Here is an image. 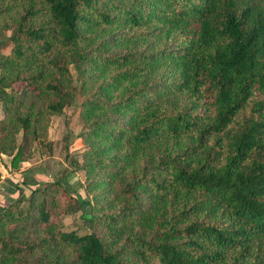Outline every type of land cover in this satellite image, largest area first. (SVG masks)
Instances as JSON below:
<instances>
[{"label":"trees","instance_id":"16d2710c","mask_svg":"<svg viewBox=\"0 0 264 264\" xmlns=\"http://www.w3.org/2000/svg\"><path fill=\"white\" fill-rule=\"evenodd\" d=\"M6 30L0 153L77 92L88 197L8 201L0 264H264V0H0Z\"/></svg>","mask_w":264,"mask_h":264},{"label":"rangeland","instance_id":"374dc122","mask_svg":"<svg viewBox=\"0 0 264 264\" xmlns=\"http://www.w3.org/2000/svg\"><path fill=\"white\" fill-rule=\"evenodd\" d=\"M7 34L8 30L0 35V52H7L9 49L10 42L6 37ZM68 69L74 78L76 75L74 66L70 64ZM74 82L78 83L77 80ZM81 100L82 96L76 92L72 102L63 107L60 113L49 116L44 142L40 144L35 141L30 142L24 148L16 168L9 166L7 154L0 153V181L3 182L4 177L13 178L17 183L16 186H19L14 187L13 192H7L12 199L19 195L17 189L21 187L22 205H24L33 184L54 177L61 179L71 194H77L83 198L88 197L83 188L86 184L84 171L80 166L82 151L87 147L79 136V132L84 128L78 113ZM28 101L29 97L24 98V103ZM0 117H2L1 110ZM28 175L34 179L32 184L24 185L18 180L29 179ZM0 192L3 194V191ZM110 197H112V192H110ZM82 209L87 211V208ZM79 213L80 210L63 215L62 229L74 230L78 234L90 231L92 228L89 220Z\"/></svg>","mask_w":264,"mask_h":264},{"label":"crops","instance_id":"0c3cea01","mask_svg":"<svg viewBox=\"0 0 264 264\" xmlns=\"http://www.w3.org/2000/svg\"><path fill=\"white\" fill-rule=\"evenodd\" d=\"M16 178H17V176H16ZM28 178L29 179H27V178L26 179H22L21 178V180L24 181V183H23L24 185H29V184H32L33 183L34 179H32V176H29ZM3 180H4L3 182L0 181V191H3V194L0 192V209L4 205H6L8 203V201H11L12 200V197L9 194H7V192H13V190H15L14 187H17L15 185V182L16 181H14L15 179H13V178L11 179V178H8V177H4ZM18 180H20V179H18ZM18 184H20V183H18ZM12 187H13V189H10ZM20 188L17 189V191H18L17 194H19V193L22 192V190ZM5 189L7 191H5Z\"/></svg>","mask_w":264,"mask_h":264}]
</instances>
